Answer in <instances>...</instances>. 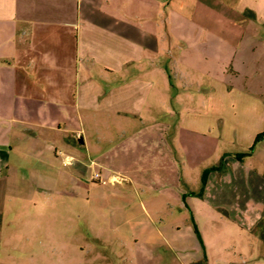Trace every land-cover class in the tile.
I'll list each match as a JSON object with an SVG mask.
<instances>
[{
	"label": "crops",
	"instance_id": "obj_1",
	"mask_svg": "<svg viewBox=\"0 0 264 264\" xmlns=\"http://www.w3.org/2000/svg\"><path fill=\"white\" fill-rule=\"evenodd\" d=\"M178 9H187L184 0H0V243L6 201L19 197L17 187L28 184L18 176L25 157L38 158L46 170L61 163L78 172L110 173L104 159L113 151L103 145L114 143L109 130L116 126L108 123L139 122L129 132L133 150L123 155L125 169L138 177L130 178L132 186L167 189L185 202L207 264H264V166L240 161L236 155L242 148L225 151L213 165L223 160V171L209 174L202 197L201 189L186 193L182 188L187 155L180 148V130L250 147L264 128V101L244 100L229 118L219 95H227L228 88L213 76L201 110L189 108L194 101L187 96L176 99L175 81L182 80L184 90L190 87L187 67L195 57L192 36L181 34L173 18ZM251 9L263 26L264 0H254ZM184 27L193 26L186 20ZM212 42L217 51L232 50L225 38ZM249 43L252 53L256 44ZM165 90L172 95L168 104ZM251 113L254 123H261L253 132L242 125ZM147 123L149 130L141 128ZM88 129L96 148L103 149L97 159ZM59 149L75 159L73 165L64 163ZM255 153L256 148L251 156ZM57 177L67 179L58 172L53 181ZM117 180L115 174L109 178L113 184ZM170 238L179 248L182 238ZM201 259L190 257L187 263L201 264Z\"/></svg>",
	"mask_w": 264,
	"mask_h": 264
},
{
	"label": "rangeland",
	"instance_id": "obj_2",
	"mask_svg": "<svg viewBox=\"0 0 264 264\" xmlns=\"http://www.w3.org/2000/svg\"><path fill=\"white\" fill-rule=\"evenodd\" d=\"M253 1L184 0L187 9H178L173 18L181 34L192 36L190 49L195 57L193 65L187 67L190 87L184 90L183 81H175L173 92L178 101L187 96L194 101L189 108L201 110L203 98L212 91V76L228 88L227 95L222 96L221 92L219 95L229 118L238 113L244 100L264 101V25L256 21L251 9ZM186 20L193 26L189 30L184 27ZM219 36L228 40L232 52L229 49L217 51L211 40ZM250 41L256 44L252 53L248 51ZM168 91L165 90L167 104L172 96ZM251 115L242 125L247 128L245 131L253 132L261 128V123H254L255 115ZM108 124L116 126L109 130V138L114 143L103 145L105 150L113 151L109 159L103 158L113 170L110 173L96 168L78 172L59 161L57 170H46L38 158H24L25 164L18 176L28 184L17 187L19 197H9L6 201L0 264H188L190 257L193 260L205 258L204 251L198 248L185 202L174 198L170 190L139 184L134 188L130 182V178L137 180L138 177L125 169L123 155L133 150L135 142L129 132L140 123ZM231 124L236 125L235 122ZM149 126L147 123L141 128L149 130ZM263 130L258 132L256 139ZM125 132L128 137L124 136ZM87 134L94 146L92 156L97 159L103 149L96 148L98 145L91 130L88 129ZM179 134L180 148L183 147L187 155L182 186L186 193L202 188L203 170L213 166L225 151L242 148V153H248L254 146L255 155L245 160L257 168L264 166V139L257 143L255 139L250 147H238L234 143L219 142L213 134L204 136L184 130ZM166 140L171 145L170 131ZM67 155L65 151L59 153L62 160ZM149 157L154 160V155L149 154ZM58 172L67 179L57 177L53 181ZM112 174L118 176L117 183L109 181ZM49 176L52 180L48 181L46 177ZM81 179L93 190L82 186ZM122 194L128 197L123 198ZM174 234L182 238L179 248L170 244ZM123 241L127 246L121 245ZM108 245L111 250L107 249Z\"/></svg>",
	"mask_w": 264,
	"mask_h": 264
},
{
	"label": "trees",
	"instance_id": "obj_3",
	"mask_svg": "<svg viewBox=\"0 0 264 264\" xmlns=\"http://www.w3.org/2000/svg\"><path fill=\"white\" fill-rule=\"evenodd\" d=\"M262 139H264V132L259 134L257 139H256V143L261 141ZM254 149L255 147L252 146L250 148V151L248 153H242V154H238L236 155V157L240 160V161H245V157L247 156H251L252 153L254 152ZM223 160L221 161V163L217 166H213L209 169H206L202 175V188H201V192L199 193V196H203V193H204V189H205V186L207 185V181H208V176L211 172L213 171H223ZM196 232L198 233V236L200 237V234L196 228ZM201 264H207V259L206 257L202 260V263Z\"/></svg>",
	"mask_w": 264,
	"mask_h": 264
},
{
	"label": "built area",
	"instance_id": "obj_4",
	"mask_svg": "<svg viewBox=\"0 0 264 264\" xmlns=\"http://www.w3.org/2000/svg\"><path fill=\"white\" fill-rule=\"evenodd\" d=\"M75 162V159L73 157H66L65 158V163L68 165H73Z\"/></svg>",
	"mask_w": 264,
	"mask_h": 264
},
{
	"label": "water",
	"instance_id": "obj_5",
	"mask_svg": "<svg viewBox=\"0 0 264 264\" xmlns=\"http://www.w3.org/2000/svg\"><path fill=\"white\" fill-rule=\"evenodd\" d=\"M81 142H83V141H81Z\"/></svg>",
	"mask_w": 264,
	"mask_h": 264
}]
</instances>
